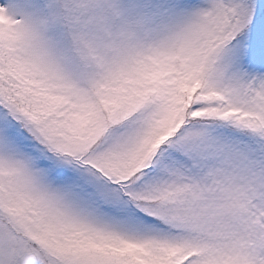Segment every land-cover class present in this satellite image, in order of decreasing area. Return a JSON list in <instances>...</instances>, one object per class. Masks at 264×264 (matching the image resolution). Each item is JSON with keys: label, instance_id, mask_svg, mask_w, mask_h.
<instances>
[{"label": "snow or ice", "instance_id": "snow-or-ice-1", "mask_svg": "<svg viewBox=\"0 0 264 264\" xmlns=\"http://www.w3.org/2000/svg\"><path fill=\"white\" fill-rule=\"evenodd\" d=\"M0 264H264V0H0Z\"/></svg>", "mask_w": 264, "mask_h": 264}]
</instances>
